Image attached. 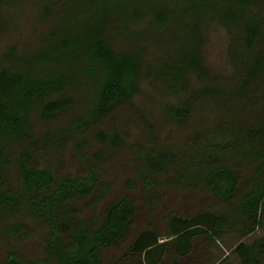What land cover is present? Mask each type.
Wrapping results in <instances>:
<instances>
[{"label":"trees","instance_id":"16d2710c","mask_svg":"<svg viewBox=\"0 0 264 264\" xmlns=\"http://www.w3.org/2000/svg\"><path fill=\"white\" fill-rule=\"evenodd\" d=\"M23 1L0 0V32L9 23L3 10ZM39 4L50 27L38 45L13 44L0 56V234L8 242L42 230L46 256L36 264H117L104 254L126 238L138 204L152 210L169 200V190L197 199L195 208L170 207L163 231L135 235L128 250L144 264H209L222 235L264 227V0ZM145 15L151 24L136 26ZM210 20L230 36L227 84L210 80L203 60ZM142 80L174 96L157 109L161 123H186L200 98L221 115L189 131L182 146L165 143L134 100ZM115 113L140 119L144 139L124 148L117 130L101 126ZM69 152L73 172L41 162L48 154L61 168ZM121 162L132 177L124 181L129 192L115 195L118 178L105 176L103 165L119 171ZM11 247L0 264H30ZM232 250L237 264H262L264 236Z\"/></svg>","mask_w":264,"mask_h":264},{"label":"rangeland","instance_id":"374dc122","mask_svg":"<svg viewBox=\"0 0 264 264\" xmlns=\"http://www.w3.org/2000/svg\"><path fill=\"white\" fill-rule=\"evenodd\" d=\"M3 12L9 23L5 29L0 32V56L8 46L13 44L19 49H29L37 46L40 38L50 27L49 20L45 17L40 7L39 0H25L22 3H9ZM151 21V17L145 15L142 19L136 20L135 25L138 27L149 26ZM203 34L202 56L204 63L209 70L210 80L215 79L218 82L227 84L233 72V66L229 56L230 36L222 24L211 20L204 25ZM192 79L193 82L197 81V78L194 76ZM134 100L144 105L147 118L155 122L157 125L156 127L158 128L157 130H159L158 135L160 136V139L165 143L176 145L178 147L184 144V141L187 138L186 135L189 131L199 127L211 126L221 115L218 108L214 105V102L207 98H200L195 102L194 114L186 123H161L160 114L157 109L161 107L162 102L173 101L174 96L161 95L157 91H154L145 80H142L140 90L134 96ZM34 119L37 128L39 129L43 124V121L36 115L34 116ZM101 126L106 127L109 130H117L125 140L124 148H127L129 144L136 140L142 141L144 139V136L142 135L141 120L130 117L129 115H119L115 113L114 115L107 117L101 123ZM67 154V160L61 168L55 166L57 165L55 157L48 154L41 155V162L53 165L54 170L56 169L59 173L73 172L77 160L71 157L72 153L69 152ZM103 166L108 170L107 172L105 171V176H116L118 178L114 194L119 195L124 192H129L124 186V181L132 177L131 169L129 167L130 165L121 162L119 164V171H117V169H110L111 167L109 168V166L111 165ZM168 193L170 195L169 200L167 202H162L161 204H152V210L144 205V203L140 202L138 204V213L132 223L130 231L120 244L104 254L105 262L111 263L116 259L117 264H144L142 254L130 252L128 250V246L135 235L142 229L148 227L163 231L164 214L170 207H176L179 204L176 208L180 211L185 210V212L195 208L197 199L194 200L190 195L183 196L181 200V197L179 198V196H176L173 190H169ZM203 199L204 198L201 196H198L199 202L197 203L202 205ZM43 233L42 230H35V233L29 238H12L9 241L10 243L0 234V261L3 260L12 249L11 245L18 252L19 256L25 260H29L30 264H36L35 261L37 259H44L46 254L44 252ZM263 236L264 227H258L255 231L246 236H241L234 232L225 233L210 247L211 258L209 264H221L226 261L231 264H237L238 257L232 250L233 247L239 241L251 242ZM163 239L164 237H161V240ZM44 264L56 263L48 259L45 260ZM262 264H264V259Z\"/></svg>","mask_w":264,"mask_h":264}]
</instances>
